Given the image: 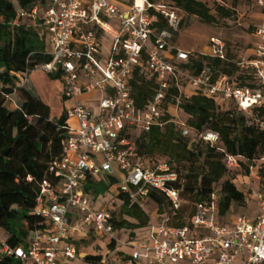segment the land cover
<instances>
[{
    "label": "built area",
    "instance_id": "obj_1",
    "mask_svg": "<svg viewBox=\"0 0 264 264\" xmlns=\"http://www.w3.org/2000/svg\"><path fill=\"white\" fill-rule=\"evenodd\" d=\"M260 4L264 6L261 0ZM36 14L34 6L19 16ZM161 19L165 26L157 28ZM180 24L178 11L153 7L148 0H48L40 23L34 24L44 30L51 48L46 50L51 59L40 68L60 75L65 113L75 126L69 122L62 154L39 184L34 213L43 219L46 229L34 231L15 245L0 236L1 256L13 257L16 264H71L82 255L74 238H80L87 228L112 242L117 206L112 200L97 206L84 190L88 178L103 173L116 177L114 195L124 193L142 205L149 191L155 190L170 202L171 210L180 208V193L169 186L177 175L169 165L161 162L153 168L143 167L130 156L137 131L164 125L171 83L179 85L184 79L194 92L218 99L221 107L232 103L244 112L264 110V14L253 31L257 42L238 62L251 71L250 85H239L210 67L195 75L183 72L179 64L187 63L188 52L173 42ZM104 38L110 40L107 54L103 52ZM210 44V55L223 59L225 42L213 36ZM135 72L157 79V90L144 108L136 106L129 82ZM90 93H100L99 99H91L94 106L79 101ZM178 103L179 99L175 108ZM179 126L184 137L211 146L219 141L215 131L193 134L184 123ZM226 163L238 166L230 156ZM260 171L264 172V159L250 167L249 175L258 177ZM255 198L259 212L254 221L239 215L231 224H220L214 215L219 196L212 193L197 202L191 226L177 227L166 220L150 223L143 237L125 242L130 254L112 264H264V190L256 192ZM107 262L102 259L101 263Z\"/></svg>",
    "mask_w": 264,
    "mask_h": 264
},
{
    "label": "trees",
    "instance_id": "obj_2",
    "mask_svg": "<svg viewBox=\"0 0 264 264\" xmlns=\"http://www.w3.org/2000/svg\"><path fill=\"white\" fill-rule=\"evenodd\" d=\"M148 1L153 7L175 9L181 15V23L186 15L205 24H215L219 18L229 19L233 15L232 9L219 3L212 11L202 0ZM47 4L48 0H0V236L11 245L22 242L34 231L46 229V223L34 213L39 184L47 175L50 164L61 156L62 143L68 136L63 81L59 74L46 73L40 68L51 57L46 52L45 32L34 24L40 23ZM34 6H37L36 15L19 16L30 12ZM151 11L155 12L154 8ZM164 26L161 19L157 28ZM179 30L174 36V44ZM186 52L187 63L179 64L183 72L195 75L203 67H210L228 75L239 85L251 84V71L241 67L238 64L240 55L227 48L223 59ZM36 72L42 73L49 85L58 82L57 94L63 106L57 115L52 113L37 87L35 93L27 87V81ZM129 82L136 106L146 107L157 90L156 77L147 78L135 72ZM187 86L184 79L179 80V85L171 83L165 99L164 125L137 131L130 153L133 161L143 167L153 168L165 162L177 175L169 186L180 193L179 209L171 210L170 202L155 190H150L147 195V200L157 206L160 219L177 227L191 226L197 202L212 193L219 196V215H225L233 204L244 202V193L227 177L230 172L227 157H232L246 173L264 159V110L244 112L232 103L221 107L218 99L198 91L187 95ZM11 98L17 101L15 108L7 104ZM178 99L176 111L185 117L183 123L193 134L204 129L217 132L219 141L216 145L181 135L179 122L170 112V106H175ZM259 175L264 176V172L260 171ZM116 183V177L103 173L88 178L84 190L96 199ZM109 199L117 206L112 217L115 230L131 229L134 233L135 229L148 226L150 218L142 205L132 202L124 193L111 194ZM113 245L111 242L110 246ZM102 259L100 254L83 257L87 264H102ZM0 264H16V261L13 257L0 255Z\"/></svg>",
    "mask_w": 264,
    "mask_h": 264
},
{
    "label": "rangeland",
    "instance_id": "obj_3",
    "mask_svg": "<svg viewBox=\"0 0 264 264\" xmlns=\"http://www.w3.org/2000/svg\"><path fill=\"white\" fill-rule=\"evenodd\" d=\"M212 11L215 8L216 4L223 5L224 7L230 8L233 10V15L229 19L219 18L215 24H205L198 18L194 16H184L179 33L176 37V46L183 48L185 51H190L195 54H205L210 55L211 53V44L210 38L213 36L220 37L224 42L228 50L237 53L238 55L248 52L253 44L255 39L252 36L255 26L259 23V20L262 16V5L260 0H202ZM264 1V0H262ZM43 30V29H42ZM44 31V30H43ZM47 49H51L50 46H47ZM53 85V86H52ZM52 85H49L47 79L42 73L36 72L33 73L30 82L27 84V87L32 89L35 93V87L39 89L40 95L48 103L52 109V113L57 115L62 109L63 103L57 94L58 82H54ZM193 89L190 86L185 88V93L190 95ZM100 97V93H96L94 99L97 100ZM96 103L93 102L90 106H94ZM66 102L64 103L65 108ZM16 106L12 104L10 108H15ZM96 107V106H95ZM95 112L97 109H94ZM170 112L173 115V118L176 119L179 124L183 123L185 117H183L176 108L172 105L170 106ZM71 120H69L70 122ZM73 122V121H72ZM230 172L227 177L234 180L235 185L240 191L244 193L245 200L242 204H233L229 213H232L234 216L242 215L248 210V203L251 201L249 195L252 192L257 191V187L264 184V180H261V183L258 185L256 179L250 176L249 173L245 172L243 167L238 166H229ZM113 194L117 193L116 186L111 187ZM107 194V195H106ZM105 195H99L98 198H109V193ZM91 202L95 203L98 199L90 198ZM156 205L152 202H147L144 204V209L148 213L149 218L155 220L156 215L155 209ZM146 228L136 229L135 239L137 240L140 236V232H146ZM89 229H85L79 236L80 238H74V241L77 243L78 247L81 248V253L83 255H102L103 260L105 261L109 256H112V248L108 246L109 238L107 236L100 238L97 236L89 235ZM128 233V232H127ZM142 234V235H143ZM128 235L130 236L131 233ZM131 238V237H130ZM124 254H128L130 251L129 246H123ZM77 257L75 260H72L71 264H87L82 259V256ZM113 262L115 261L114 257L110 258Z\"/></svg>",
    "mask_w": 264,
    "mask_h": 264
},
{
    "label": "crops",
    "instance_id": "obj_4",
    "mask_svg": "<svg viewBox=\"0 0 264 264\" xmlns=\"http://www.w3.org/2000/svg\"><path fill=\"white\" fill-rule=\"evenodd\" d=\"M262 1V0H261ZM262 2H264V1H262ZM262 7V14H264V6H261ZM261 18H262V16H261ZM261 18H260V20H259V22L261 21ZM252 36H253V38L255 39V41H254V44L257 42V39L254 37V35H253V33H252ZM103 43V52L105 53V54H107L108 53V49H109V45H110V40L108 39V38H104L103 39V41H102ZM253 44V45H254ZM176 45V44H175ZM30 81L28 80L27 81V84L29 83ZM95 94L96 93H90V94H87V95H84V96H81L80 98H79V101L81 102V103H83V104H85V105H91L93 102H91V99L93 98V97H95ZM68 104H70V103H72L71 101H68L67 102ZM7 104L9 105V106H11L12 104H14L15 106H17V101L14 99V98H11V99H9V101L7 102ZM71 124L73 125V126H75V121H71ZM253 177V176H252ZM254 179H256V182H257V184L259 185L260 183H261V180H264V176H258V177H254ZM112 187V186H111ZM109 188V191H108V193H109V195H111V194H113L112 193V191H111V189L112 188ZM261 190H264V184H262V186H260V187H257V191H255V192H252L250 195H249V199H251V201H249V203H248V210H247V212H245L244 214H242L241 216H244L247 220H249V221H254L255 219H256V217H257V215H258V212H259V204H258V201H257V199L255 198V193L256 192H258V191H261ZM96 199H98L97 200V202H95L96 203V205L97 206H100L102 203H104L105 201H109L110 199L109 198H101V199H99L98 197L96 198ZM147 202H149L147 199L142 203V207H144V204H146ZM154 215H156V217H155V220H152V219H150L149 220V224L150 223H159L160 221H161V219H160V215H159V212H158V208L156 207V209H155V213H154ZM215 215V219H216V221L217 222H219L220 224H231V222L237 217V216H239V215H236V216H234L232 213H229V212H227L225 215H219L218 213H217V211H216V213L214 214ZM149 224H148V226H149ZM148 226L146 227V230H148ZM145 230V231H146ZM90 233H89V235H92V236H95L94 235V233H92L91 231H89ZM130 234V233H132L130 236L128 235V233ZM147 232V231H146ZM146 232H144V235L146 234ZM142 234H143V232H140L139 234H138V236H142ZM135 235H136V229L134 230V233H133V230H129V229H120V230H115V234H114V236H115V239L112 241V242H114V245H113V247H111L110 246V244H111V242L109 243L108 242V246L110 247V248H112V256L114 257V259H115V261L113 262L110 258L112 257V256H109L106 260L108 261L107 263L108 264H112V263H116V262H119V261H121L122 259H124L125 257H127L129 254H130V252H131V248H130V246H129V248H130V251L128 252V254H124V252H122L121 250H123V246H127L126 244H125V242H128V241H134V240H136L135 239ZM143 235V236H144ZM142 236V237H143ZM131 237V238H130ZM100 238H103V237H100ZM138 239H140V238H138ZM83 255V254H82ZM138 264H146L145 262H141V263H138Z\"/></svg>",
    "mask_w": 264,
    "mask_h": 264
}]
</instances>
